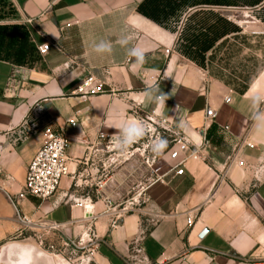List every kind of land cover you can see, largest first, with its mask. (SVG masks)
<instances>
[{
	"label": "crops",
	"instance_id": "crops-1",
	"mask_svg": "<svg viewBox=\"0 0 264 264\" xmlns=\"http://www.w3.org/2000/svg\"><path fill=\"white\" fill-rule=\"evenodd\" d=\"M159 1L11 0L26 35L0 57V264H61L68 242L94 264H264V71L243 90L211 77L177 51L179 7ZM88 74L106 93H74ZM147 120L171 140L140 155L154 179L131 208L116 145ZM47 130L70 139L69 175L48 200L21 197ZM181 137L202 158L173 160Z\"/></svg>",
	"mask_w": 264,
	"mask_h": 264
},
{
	"label": "rangeland",
	"instance_id": "rangeland-1",
	"mask_svg": "<svg viewBox=\"0 0 264 264\" xmlns=\"http://www.w3.org/2000/svg\"><path fill=\"white\" fill-rule=\"evenodd\" d=\"M169 3L179 7L171 23L177 31L176 49L183 57L238 90L245 89L264 71V0H169ZM19 18L11 0H0V57L13 59L18 49L15 46H20L12 43L11 29L24 27L18 23ZM147 122L141 140L125 139L116 145L118 152L126 154L117 157V169L125 159L132 163L131 171L116 172V201L126 202L131 208L140 207L136 198L154 179L148 167L150 163L144 166L140 155L145 149L152 150L153 161L157 157L154 149L161 144L165 148L166 141L171 140L160 125ZM145 207L148 220H152L150 203L146 202ZM54 250L62 256L61 264H94L87 245L76 249L70 243H63Z\"/></svg>",
	"mask_w": 264,
	"mask_h": 264
},
{
	"label": "built area",
	"instance_id": "built-area-1",
	"mask_svg": "<svg viewBox=\"0 0 264 264\" xmlns=\"http://www.w3.org/2000/svg\"><path fill=\"white\" fill-rule=\"evenodd\" d=\"M47 44L48 47L44 50L43 46ZM38 48L41 55H46L50 51L51 43L47 42ZM104 83L98 80L95 76L88 74L79 83L75 90V94L81 96L84 99H89L97 95L106 93ZM226 102L230 103L231 98L227 97ZM207 117L215 118L214 111H208ZM75 127L76 123L71 122ZM178 149L172 153L171 158L173 160H180V165L184 163L188 158L200 159L204 148L202 145L195 146V150L191 151V142L181 137L177 139ZM70 146V139L68 135L63 131L47 130L44 134L43 145L36 153L35 157L31 161L26 175L25 193L21 195H30L40 200H48L54 197L61 186V183L65 177L69 175V159L67 157V150ZM194 147V145H192ZM181 154L186 155L181 160ZM155 155V153H154ZM149 162V161H148ZM183 170H179L178 174L182 175ZM102 188V186H100ZM14 207V201L10 199ZM80 206H82L80 204ZM87 208V207H86ZM20 221L28 224L29 221L24 218H20ZM188 225H193V220H188ZM52 228H57L53 226ZM71 244V242H68ZM72 245L75 246L74 243Z\"/></svg>",
	"mask_w": 264,
	"mask_h": 264
},
{
	"label": "trees",
	"instance_id": "trees-1",
	"mask_svg": "<svg viewBox=\"0 0 264 264\" xmlns=\"http://www.w3.org/2000/svg\"><path fill=\"white\" fill-rule=\"evenodd\" d=\"M11 29H12V37H14V40L16 41L15 37L18 38L19 39L18 41L21 42L20 44L23 45V43L25 41V35H26V33L20 27H12ZM1 30H2V32H4V29H1ZM20 33H21V36H19ZM16 35H18V36H16Z\"/></svg>",
	"mask_w": 264,
	"mask_h": 264
},
{
	"label": "clouds",
	"instance_id": "clouds-1",
	"mask_svg": "<svg viewBox=\"0 0 264 264\" xmlns=\"http://www.w3.org/2000/svg\"><path fill=\"white\" fill-rule=\"evenodd\" d=\"M47 47H48V45L47 44H45L44 46H43V48H44V50H46L47 49ZM101 47H103V46H101ZM163 145L161 144L160 146H158V147H162ZM154 150H156V151H158V148H155Z\"/></svg>",
	"mask_w": 264,
	"mask_h": 264
},
{
	"label": "water",
	"instance_id": "water-1",
	"mask_svg": "<svg viewBox=\"0 0 264 264\" xmlns=\"http://www.w3.org/2000/svg\"><path fill=\"white\" fill-rule=\"evenodd\" d=\"M206 232H207V231H205V232L203 233V235H204ZM203 235H202V236H203Z\"/></svg>",
	"mask_w": 264,
	"mask_h": 264
}]
</instances>
